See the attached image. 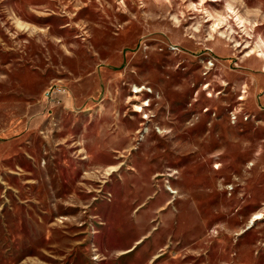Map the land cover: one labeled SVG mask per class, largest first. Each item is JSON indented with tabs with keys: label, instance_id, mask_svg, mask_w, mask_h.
<instances>
[{
	"label": "rangeland",
	"instance_id": "rangeland-1",
	"mask_svg": "<svg viewBox=\"0 0 264 264\" xmlns=\"http://www.w3.org/2000/svg\"><path fill=\"white\" fill-rule=\"evenodd\" d=\"M261 53L264 0H0V264H264Z\"/></svg>",
	"mask_w": 264,
	"mask_h": 264
},
{
	"label": "bare ground",
	"instance_id": "bare-ground-1",
	"mask_svg": "<svg viewBox=\"0 0 264 264\" xmlns=\"http://www.w3.org/2000/svg\"><path fill=\"white\" fill-rule=\"evenodd\" d=\"M211 18H212V17L210 16V19H211ZM217 24L219 25L220 23L218 22ZM260 55L264 57V54H263V53H261ZM261 70H262V72L264 73V65H263V67L261 68ZM134 90H135V92L140 93V92H143L145 89H144V88H139V87H134ZM146 91H147V90H146ZM148 92H150V90H148ZM244 99H245L244 97L241 98V100H244ZM147 104H148V103H147ZM137 108H138V110H141V108H140L139 106H137ZM261 214H262V213L257 214L256 217L252 220V222L255 221V220H257V219H260L261 216H262Z\"/></svg>",
	"mask_w": 264,
	"mask_h": 264
},
{
	"label": "built area",
	"instance_id": "built-area-1",
	"mask_svg": "<svg viewBox=\"0 0 264 264\" xmlns=\"http://www.w3.org/2000/svg\"><path fill=\"white\" fill-rule=\"evenodd\" d=\"M65 91L64 90H60V89H57L54 91V94H61V93H64Z\"/></svg>",
	"mask_w": 264,
	"mask_h": 264
}]
</instances>
